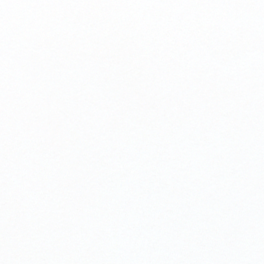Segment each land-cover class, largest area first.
Masks as SVG:
<instances>
[{"label":"snow or ice","instance_id":"snow-or-ice-1","mask_svg":"<svg viewBox=\"0 0 264 264\" xmlns=\"http://www.w3.org/2000/svg\"><path fill=\"white\" fill-rule=\"evenodd\" d=\"M0 264H264V0H0Z\"/></svg>","mask_w":264,"mask_h":264}]
</instances>
